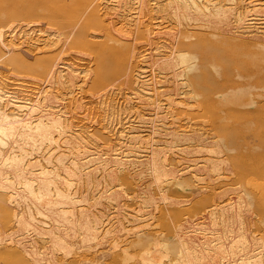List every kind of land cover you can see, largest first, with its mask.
Instances as JSON below:
<instances>
[{"label":"bare ground","instance_id":"obj_1","mask_svg":"<svg viewBox=\"0 0 264 264\" xmlns=\"http://www.w3.org/2000/svg\"><path fill=\"white\" fill-rule=\"evenodd\" d=\"M0 264H264V0H0Z\"/></svg>","mask_w":264,"mask_h":264}]
</instances>
